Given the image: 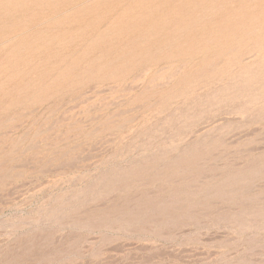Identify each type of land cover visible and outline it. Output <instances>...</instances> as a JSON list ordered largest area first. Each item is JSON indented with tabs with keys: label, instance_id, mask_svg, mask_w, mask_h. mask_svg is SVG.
Returning a JSON list of instances; mask_svg holds the SVG:
<instances>
[{
	"label": "rangeland",
	"instance_id": "rangeland-1",
	"mask_svg": "<svg viewBox=\"0 0 264 264\" xmlns=\"http://www.w3.org/2000/svg\"><path fill=\"white\" fill-rule=\"evenodd\" d=\"M0 264H264V0H0Z\"/></svg>",
	"mask_w": 264,
	"mask_h": 264
}]
</instances>
